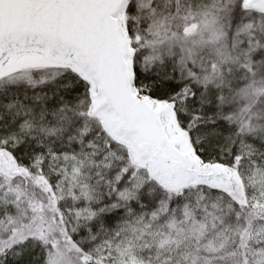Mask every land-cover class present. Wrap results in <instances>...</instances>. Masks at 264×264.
<instances>
[{"label":"snow or ice","instance_id":"snow-or-ice-1","mask_svg":"<svg viewBox=\"0 0 264 264\" xmlns=\"http://www.w3.org/2000/svg\"><path fill=\"white\" fill-rule=\"evenodd\" d=\"M0 264H264V0H0Z\"/></svg>","mask_w":264,"mask_h":264}]
</instances>
